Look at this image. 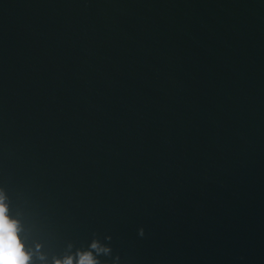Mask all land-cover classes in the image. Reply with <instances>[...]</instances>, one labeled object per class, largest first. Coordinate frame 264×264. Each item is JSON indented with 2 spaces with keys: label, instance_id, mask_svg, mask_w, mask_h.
<instances>
[{
  "label": "water",
  "instance_id": "water-1",
  "mask_svg": "<svg viewBox=\"0 0 264 264\" xmlns=\"http://www.w3.org/2000/svg\"><path fill=\"white\" fill-rule=\"evenodd\" d=\"M0 188L49 264H264V0H0Z\"/></svg>",
  "mask_w": 264,
  "mask_h": 264
},
{
  "label": "clouds",
  "instance_id": "clouds-1",
  "mask_svg": "<svg viewBox=\"0 0 264 264\" xmlns=\"http://www.w3.org/2000/svg\"><path fill=\"white\" fill-rule=\"evenodd\" d=\"M23 232L21 219L10 213L7 193L0 188V264H35L34 258L38 259L39 264H49L39 243L34 249L26 246L21 235ZM72 249L73 245L69 243L65 254L62 257H53L51 264H107L100 257L111 254V248L95 238L86 249L78 248L74 252Z\"/></svg>",
  "mask_w": 264,
  "mask_h": 264
}]
</instances>
